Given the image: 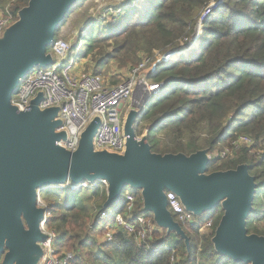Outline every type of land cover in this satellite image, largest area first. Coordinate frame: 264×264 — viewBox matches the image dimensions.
Listing matches in <instances>:
<instances>
[{"label": "trees", "instance_id": "1", "mask_svg": "<svg viewBox=\"0 0 264 264\" xmlns=\"http://www.w3.org/2000/svg\"><path fill=\"white\" fill-rule=\"evenodd\" d=\"M29 1L0 0V10L7 9L17 18ZM86 1L75 5L81 8ZM212 1L216 0H126L115 4V12L120 13L117 25L111 22L114 16L89 25L80 41L85 51L80 58H91L96 69L108 73L113 64L119 69L137 67L156 51H181L157 65L152 81L164 87L137 120V137L147 128L153 153L187 156L203 150L215 153L241 135L253 138L255 146L228 159H214L207 173L249 166L257 189L247 230L264 237V154L259 155L264 151V0H224L188 54L183 39L193 34L199 13ZM68 17L71 11L63 25ZM132 192L136 197L133 216L154 221L143 210L141 192ZM41 197L50 213L48 229L60 237L59 254L72 253L71 264H171V252L165 248L177 252L179 264H222L212 244L223 216L221 207L197 225H181L190 248L180 237L167 235L158 227L148 244L141 246L122 230L111 243L101 241L108 225L100 221L107 201L105 187L76 193L46 189ZM125 209L120 205L118 213L124 214ZM210 220L212 233L200 234Z\"/></svg>", "mask_w": 264, "mask_h": 264}, {"label": "water", "instance_id": "2", "mask_svg": "<svg viewBox=\"0 0 264 264\" xmlns=\"http://www.w3.org/2000/svg\"><path fill=\"white\" fill-rule=\"evenodd\" d=\"M80 0H30L18 20L0 38V260L2 264H40L46 240L41 230L45 209L38 207V192L71 182L106 181L103 211L116 204L125 188L140 191L145 213L167 235L175 233L190 248V239L168 209L167 192L174 193L187 213L197 217L218 207L223 216L212 244L216 253L236 264H264V237L249 234L257 189L249 166L208 174L207 150L160 155L152 152L145 133L136 134L140 105L132 101L124 121L123 155L94 150L100 120L83 133L77 151L58 145L63 123L59 108L41 110L43 94L26 112L11 103L21 81L34 70L49 69L48 53L55 34Z\"/></svg>", "mask_w": 264, "mask_h": 264}, {"label": "built area", "instance_id": "3", "mask_svg": "<svg viewBox=\"0 0 264 264\" xmlns=\"http://www.w3.org/2000/svg\"><path fill=\"white\" fill-rule=\"evenodd\" d=\"M223 2L224 0L212 1L199 13L193 34L183 39L187 46L184 52L188 53L195 44L200 42L205 23L223 6ZM17 20L18 17L15 18L8 10L6 14L0 15V38ZM78 47L83 51L81 43ZM72 50L71 41L58 40L54 42L51 67L46 70H34L25 77L18 87V96L14 99L12 96L11 103L20 112H26L30 109L32 101L39 94H43L39 108L41 110L59 108L58 119L62 121L63 125L58 132H65L67 137L58 145L70 152L78 150L83 133L94 119H99L100 127L94 138V150L123 155L126 151L123 108L128 101H135L141 107L139 110V114H141L138 119L143 118L147 104L164 87L162 84H154L150 79V74L154 75L157 65L163 63L171 53L161 61L162 53L160 52H155L152 57H144L142 62L131 70L127 80L124 79L117 85H111L93 73H76V56L74 58L67 57V54ZM178 52L181 54V51ZM255 143L256 141L250 136L241 135L230 146L222 148L218 157L222 159L231 158L242 150L251 149ZM261 154H264V151H260L259 155ZM100 186L108 190L106 181H99L94 184L83 182L79 185L68 182L65 185L50 189L76 193L82 190L97 189ZM42 192H38V207L46 210L41 224V230L46 235V240L40 243L44 251L40 264H71L74 255L65 252L59 254L57 242L60 237L58 233L48 229L47 221L50 213L41 197ZM124 192V202L121 205L126 207L125 213L120 214L118 209H113L103 212L100 216V221L111 220L113 222L111 225H106V233L103 236L104 242L111 243L118 231L122 230L128 236H133L139 245H147L148 240L157 230V226L152 219L144 215L136 218L133 216L136 197L132 190L128 191L125 188L122 194ZM166 195L168 209L180 225L194 226L198 224L192 221L180 199L174 193L167 192ZM210 229L211 231L213 229L212 220L208 221L200 231ZM165 249L167 252H171L170 263L179 264L180 257L177 252L173 248ZM154 252H158V250H154Z\"/></svg>", "mask_w": 264, "mask_h": 264}, {"label": "rangeland", "instance_id": "4", "mask_svg": "<svg viewBox=\"0 0 264 264\" xmlns=\"http://www.w3.org/2000/svg\"><path fill=\"white\" fill-rule=\"evenodd\" d=\"M80 1H82V0H80ZM125 1L126 0H87L81 8H78L77 5H75L73 7V9L71 10V17H68L66 23L64 25L63 24L61 25L62 27L59 31V36H58L59 40L71 41L73 50L67 54V57L69 56L71 58H74V56H76V60L80 64L79 65L80 72H82V73H84V72L93 73L97 76L102 77L107 83H109L111 85H113V84L117 85L120 83V81H123L124 79L127 80L126 78L131 74V70L134 69L135 67L122 69V73L120 75L114 76V75H111L110 71L109 72L107 71L108 73H105V71H99L98 69H96V65H95L96 63L93 60H91V58H87V59H84L83 57L80 58V54H83L85 51H81L79 49V47H78V49L75 47L85 37L84 35L86 34V31H87L89 25H93L94 23L100 22L101 20H104V19L110 20L109 18H112V16H114V19L111 20L112 24L117 25L116 21H117L120 13L115 12L116 9L113 8V6L115 4H124ZM6 12H7V9L0 10V15H2L3 13L6 14ZM79 34H82V36H79ZM84 43H85V40H84ZM81 44L83 45V42H81ZM51 48H49L48 53H52ZM175 51H176V49L171 51V52H168L166 54L160 52V53H162L161 54L162 58L160 59V61L164 60V58H166V56L169 53L174 54V55L179 53V52H175ZM172 52H175V53H172ZM190 52H192V51H189L188 54ZM156 53H159V51H156ZM124 73L126 75H123ZM150 76H151L150 79L152 81L153 75L150 74ZM17 96H18V90L13 94V99L16 98ZM131 107H132V103L130 100L127 102V104L123 108L124 120H125V117L127 116L128 112L131 110ZM148 131L149 130L147 128H145L143 135L145 133L148 135ZM227 147H225V148H227ZM220 152H221V150H218L215 153L213 152L212 154L210 152H208L209 156H210V161L212 162L214 159H216ZM52 190H60V189H52ZM126 190L130 191L131 188L127 187ZM124 195H125V192L122 194L120 200L116 204H114L111 208H109L108 210H113V209L119 208L120 205L124 202ZM209 214H211V213L207 212V213L203 214L202 216L197 217L193 214L188 213V215L192 219V221H194L196 223L203 222L204 219H206L209 216ZM174 219L177 222L175 217H174ZM211 233H212L211 229L200 231V234H204V235L205 234L209 235ZM172 237H175V233H172ZM176 239H178V238L176 237ZM102 240L104 242V239L101 237V241ZM57 256H59V254H57ZM220 260H221L222 264H236L233 260H231L230 258L225 257V256H220ZM0 264H2L1 260H0Z\"/></svg>", "mask_w": 264, "mask_h": 264}, {"label": "crops", "instance_id": "5", "mask_svg": "<svg viewBox=\"0 0 264 264\" xmlns=\"http://www.w3.org/2000/svg\"><path fill=\"white\" fill-rule=\"evenodd\" d=\"M79 62H76V65H75V72L76 73H82V72H80V70H79ZM110 72H111V75H120L121 73H122V69H119V68H117L115 65H113V66H111V70H110ZM113 73V74H112ZM123 75H126L125 73L123 74ZM121 79V78H120ZM121 82V81H120ZM115 85V84H114ZM116 209H118V208H116ZM106 224H108V225H111L113 222L111 221V220H106Z\"/></svg>", "mask_w": 264, "mask_h": 264}, {"label": "clouds", "instance_id": "6", "mask_svg": "<svg viewBox=\"0 0 264 264\" xmlns=\"http://www.w3.org/2000/svg\"><path fill=\"white\" fill-rule=\"evenodd\" d=\"M163 85V84H162ZM140 138V137H139Z\"/></svg>", "mask_w": 264, "mask_h": 264}, {"label": "bare ground", "instance_id": "7", "mask_svg": "<svg viewBox=\"0 0 264 264\" xmlns=\"http://www.w3.org/2000/svg\"><path fill=\"white\" fill-rule=\"evenodd\" d=\"M22 82V81H21Z\"/></svg>", "mask_w": 264, "mask_h": 264}]
</instances>
